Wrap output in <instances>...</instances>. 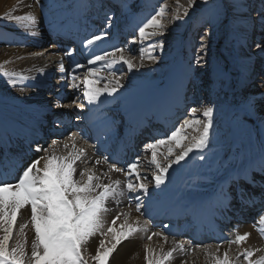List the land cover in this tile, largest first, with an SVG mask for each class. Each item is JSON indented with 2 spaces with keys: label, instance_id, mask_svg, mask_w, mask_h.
<instances>
[{
  "label": "bare ground",
  "instance_id": "1",
  "mask_svg": "<svg viewBox=\"0 0 264 264\" xmlns=\"http://www.w3.org/2000/svg\"><path fill=\"white\" fill-rule=\"evenodd\" d=\"M144 4L143 0H137L134 6L139 8L143 7L142 5ZM92 9L93 5L87 0H39V3H36L35 0H0V64H3L5 61H10V63L5 65V69L9 72L18 74L13 78L16 79V85L13 86L9 78L4 77L2 73H0V142L4 146L3 151L0 152V162L2 161L11 165L16 161L14 167L17 168H20L22 163H24L22 158L11 156L5 149L7 144L11 143L13 139L20 142L22 136L29 132V121L38 119L41 103L47 99L41 90V83H36V81L42 82L44 80L50 72L49 69L51 70L52 58L55 57L58 59L59 57L55 56L57 47L49 46L50 48H48L46 52L43 50L39 40L40 36L47 30H51L52 33L56 31L62 32L71 24H75L76 27L88 24L92 33H94L93 35L106 32L105 30H107L108 26L101 23L104 16L101 17L93 14ZM28 13H31L35 17L34 25H29L27 21L18 23L13 20L4 19L8 14L23 16ZM240 17L242 18L241 30H246L244 42L242 41L239 44L238 49V59L241 62L240 65L243 69L244 77L242 78L243 85L240 84L243 86L241 87L242 89H236V92H238L241 97L240 102L242 101L243 108H245L250 98H255V115L256 118L261 120L264 118V110H262L264 109V87L261 86L264 79H257L256 76L262 74L264 71V54L256 49L255 51L258 55L257 59H255L254 53L250 52L247 48L249 43L255 45L256 38L260 35V37H264V32L255 34V30L249 29L250 24H248L249 27L247 29V19L249 16L242 15ZM147 18L148 17H144V20H142L139 16H134L132 20L138 22L140 26H142ZM24 25L29 26L25 27ZM250 33L254 35L251 36L252 41L249 40ZM120 39L124 40L125 34H121ZM261 41H264V39ZM119 42L117 37L114 36V38L111 39V35L107 34L105 39L96 42L91 45V47L94 48L95 45H101V50L108 49L107 52H112L116 49V45ZM124 47H128L124 48L126 50L125 55H132V51L129 49L130 46L126 45ZM103 53L104 52H101V54ZM152 55H154V53H152ZM220 57L218 56V58H216L219 59ZM189 58H191V55H189ZM187 59L180 63L178 67L172 69L174 70L172 71L162 68L161 65L160 67L155 66V62L149 60L147 54H145L143 59L144 66L135 69V72H140V70L141 72L146 71L145 73L154 74L155 79L151 80V78L146 79V77H142L148 81L144 82L136 79L123 78L122 83L124 87L120 88L114 96H107V94L101 96V102L99 104L88 105L80 91L79 99L82 98L80 103H83L87 109L97 112H107V114L99 117L97 121L99 125L112 126L114 123L119 124V128L109 134L105 144L107 148L112 149L113 140L118 143L121 137L127 133L125 130L134 122L140 123L143 119H145V122H148V118L153 119L154 117L161 121H173V119L178 118V115H180L181 110H184V107H196L198 109L199 105L194 104L195 99H191L186 93L187 87H183V84L179 82L180 74L183 71H187L189 68ZM139 63L140 58L137 64ZM94 67L100 70L101 76H108L110 69L107 64L98 62L97 66L95 64ZM125 67L126 65L118 63L114 65L111 70L117 71V74L120 75L121 70L125 69ZM257 69H259V71H255ZM145 73L141 74L144 75ZM21 75L28 77V79H20ZM105 84H107V80H102L96 86L103 87ZM251 86L256 90L250 91L249 87ZM81 87H83V85H81ZM236 92L232 95L233 99ZM245 92L247 93V97H243ZM224 98L225 97L221 98V100L223 101ZM60 108L61 107H57V110H60ZM199 108L202 109V107ZM221 109L214 112V120L222 114ZM68 112L72 113L69 109ZM241 114H243V117H247L243 111H237L238 117H241ZM185 115L186 114H184V116ZM190 115L194 119L195 117L200 120H204L205 118L202 111L199 109L195 115L192 113H190ZM153 122H155V119H153ZM257 122L258 120H256V123ZM223 123H226L225 118L221 119L218 129L221 138L225 141L229 133L228 127L223 131ZM257 124H260V122ZM179 125L180 123L178 126ZM254 130L256 137L249 146L247 144L245 145L244 141L236 140L233 144L227 145L225 150L218 148V145L224 144H213V142V145H210L207 149L203 150V152L194 150L184 161H181L179 165H173V167L169 169L167 179L159 189L154 187V183L149 184V194L147 196H143L142 193L125 192L124 197L119 198V202L109 199L107 202L109 211L104 216L106 226L111 224L112 219H114L118 213L130 211V223L139 218L141 223L147 221L149 228L147 234L136 233L128 240H124L118 245L116 251L109 258V264H147L145 259V244L154 248L156 254H159L161 245H163L164 251H167L172 246L171 240L173 238L168 231V225L162 224L159 228H153V226L156 225L154 219L162 214H169L173 210V206H180L181 204L187 203V201L195 203L198 199H201V197H220L222 193H225L231 201L230 206L226 209L228 213H231L233 211V206L239 204L235 199V190L229 185L231 176L239 173L246 175L249 169H254L262 176L260 169L262 165H264V131L257 126L254 127ZM186 131L189 136V140L185 141L187 144L190 142L191 137L197 133H194L191 129ZM166 137L167 136L161 139ZM151 142L152 141L149 143ZM65 143L68 144V148L64 147ZM79 144L80 142L76 141V147L86 148L89 156H92L94 160L96 155L93 156L94 152L90 147L94 146V144L92 143L93 145H91V143L88 142L89 148H87L86 144H81V146ZM168 147L175 148V145L173 143L171 145L161 146L158 149L161 154L159 157L160 159H163V155L167 154ZM55 148L57 155H69L72 152V141L68 138L59 140ZM122 149L123 147H120L118 150H111L104 154L109 156L110 162L114 161L117 163L119 161L117 153ZM143 151L149 152V156L146 159L145 157L147 154L143 157V152L142 157L137 159L139 160V171L142 176L147 175L151 180V174L155 171L154 166L150 164L151 150H147L145 146ZM180 151V148H175V154H178ZM18 153L22 154L21 151L16 152L17 155ZM44 154L45 153H43V155ZM174 155L169 158L174 159ZM200 155H204L205 159H199ZM230 159L233 160L232 164L228 161ZM164 163H167V161H164ZM126 165H128V163L124 160L121 162L120 167L123 168ZM42 166L43 161L40 167ZM209 166H211V168H208ZM76 167V178H78L79 171L84 165L78 162ZM88 167L91 168L92 165L89 164ZM106 168V165H100L97 166V171H105ZM187 168L189 169L186 170ZM206 169L210 172L206 173ZM22 172L23 171H21V173ZM110 175L113 180L124 181L126 179L121 173L113 172ZM133 180L136 182L135 178H133ZM104 182L107 183L108 181L105 180ZM224 185L226 188H222ZM137 195H141L143 200V207L139 213L135 211L134 207L135 203L138 202L135 200V196ZM130 203L132 204V208H129ZM217 209L219 211L225 210V208L221 206V203L217 205ZM188 212L192 214L193 210ZM211 213H213V211L209 208L207 214ZM207 214L202 215L198 213L196 216L200 215L201 220L207 216ZM123 220V216H121L120 220H117L116 228L118 231L120 230V224ZM26 221H30V207L22 209L17 214V221L13 226V239L9 242L10 245L15 243L19 226ZM183 227L186 228L187 226L183 225ZM153 231H162L164 234L168 235V243H164L160 237H153V239L149 241L147 235H151ZM256 232V228L251 226L249 222H246L244 225L241 223L232 233V238L234 239L237 234L243 235L245 233H250V236L247 241L239 245L233 244L229 255L235 258V256L245 248H260L264 250V243ZM25 233L27 249L30 253L31 243L34 239V230L30 223L28 228L25 229ZM0 235H2V233H0ZM100 238L101 237L97 235L91 239L90 243L86 246L87 252L95 254ZM192 238L193 236L187 237V239ZM220 244H222L220 248V254L222 255L223 252L228 249V244L224 242ZM206 245L207 244H205V246ZM217 245V243L211 245L212 251L216 250ZM261 256H264V251L256 252L252 259L258 260ZM184 260H186L188 264H210V259L207 258L205 253L199 248L188 255L179 252L175 253L174 258L171 261H166L165 264H181ZM237 264H247V262L241 257L240 260L237 261Z\"/></svg>",
  "mask_w": 264,
  "mask_h": 264
},
{
  "label": "snow or ice",
  "instance_id": "2",
  "mask_svg": "<svg viewBox=\"0 0 264 264\" xmlns=\"http://www.w3.org/2000/svg\"><path fill=\"white\" fill-rule=\"evenodd\" d=\"M39 3V0H35ZM202 3L207 4L208 0H201ZM197 0H187V7L176 0V7L171 19H167V11L169 5L162 4L155 14L143 22L139 26V42L143 44L145 40H152L153 37H160L165 35V30L169 23H173L187 17L189 9L195 7ZM264 4V0H262ZM258 21H253L250 25L255 28L256 23H259L260 30L264 32V6L259 9L257 13ZM7 20H13L18 23L29 22V25H34L35 17L28 13L27 15H12L8 14L4 17ZM167 20V22H166ZM29 25H24L25 27ZM108 26H111L110 18ZM107 36L106 32L93 35L86 40L85 47L91 46L98 41H102ZM203 39V38H202ZM206 44H201V51L206 49ZM164 48V41L162 39L149 43L147 48L141 47L140 63L135 62L136 58L131 54L125 55L124 48H116L112 52L105 51L103 54H93L92 58L87 60L88 65H95L98 62H103L109 66L108 76H101L98 68L92 67L87 70L84 78L76 74V70L85 65L75 63L69 76H61V81L70 77L71 87L82 92L84 100L88 105L99 104L101 96H114L120 88L124 87L122 83L123 75H118L117 71L111 70L112 67L118 63L126 65L127 71L131 72L134 69L143 67V59L145 54L147 58L153 62L157 61L158 57L152 55L157 49L161 51ZM255 48L264 54V41H257ZM75 49H70L62 56H60L58 68L61 73L65 72L64 58H71ZM203 56L195 58V64L202 66ZM10 61H5L0 64V73L4 77H8L13 86L16 85V79H13L18 74L9 72L5 69V65ZM20 79H28V77L20 76ZM107 80V84L103 87L96 86L100 81ZM191 84L195 89L201 86L195 80L192 74L186 78L183 87ZM83 85V87H81ZM261 86L264 87V81ZM76 99H79L77 97ZM75 103V101H74ZM57 107H64L63 104L56 102ZM78 109H83V103L76 104ZM205 120L200 119H185L182 124L171 131L170 135L164 139H157L154 142L146 145L147 150H151L150 164L154 166L155 171L151 174V180L147 175L142 176L139 171V160L130 163L126 168L117 167L116 162H110L108 155L101 154L89 156L88 151L84 147H76V139L78 133H71L68 137L72 141V152L69 155H57L55 146L59 141H53L52 144L45 148L38 142L33 141L32 150L44 155H39L33 160L28 167L23 171L20 178L15 182H8L2 175H0V264H109V258L116 251L118 245L124 240H128L136 233L149 232L148 222L141 223L137 218L130 223V211L118 213L111 224L106 226L104 216L109 211L107 202L109 199L119 202V198L124 197L125 192L128 193H142L143 196L149 194V184L154 183V187L159 189L167 179L169 169L173 165H179L184 161L194 150H203L209 147L210 134L213 129V114L214 107L206 106L202 109ZM255 98L250 100L245 105V114L253 116L255 114ZM264 110V109H262ZM198 109L193 107L190 112L195 115ZM62 121H54V126L59 127ZM260 125L264 128V118L260 120ZM188 129H191L196 135H193L189 143L187 135ZM87 144V141H84ZM175 145V148H180L181 151L175 154L174 147L167 148V154L160 159L158 149L161 146ZM68 148V144H64ZM94 147V146H93ZM175 154V155H174ZM95 154H93L94 156ZM174 155V159H170ZM199 159H205L204 155H200ZM43 161V166L40 167ZM167 161V163H164ZM84 165L79 171L77 177V163ZM91 164L92 167H88ZM106 165L105 171H97V166ZM121 173L125 176V180H113L111 173ZM261 175L264 176V165L260 169ZM133 175L135 181L133 180ZM245 178L254 186L256 181L252 180L250 175L246 174ZM108 182L105 183L104 181ZM264 187V185H261ZM239 198L243 203H254L252 197L245 199L246 194L241 190ZM135 211L140 212L143 207V200L141 195L135 196ZM230 199L227 194L222 193L221 206L228 208L230 206ZM26 207H30V221L19 226L17 238L14 244L10 245L13 239V226L17 221V214ZM132 208V204H129ZM121 216L124 217L120 224V230L116 228L117 220ZM259 224L264 225V214L259 216ZM29 223L34 230V239L31 243V251L27 249V239L25 229L28 228ZM264 234V228L260 229ZM101 238L95 250V254L87 252L86 246L91 239L96 236ZM250 233L243 235L237 234L234 239L226 238L224 243L228 244V249L220 254L222 244L216 246V250L212 251L211 245H200L185 247L183 241H177L174 237L171 240L172 246L164 251L163 245L160 246L159 254H156L154 248L145 244L146 261L147 264H165L166 261H171L175 253H183L188 255L195 252L198 248L202 250L206 257L210 259V264H237V261L242 257L247 264H264V256L258 260H253L252 257L256 252L264 251L260 248L248 249L245 248L240 251L235 258L229 255L231 246L233 244L239 245L247 241ZM110 237V238H109ZM153 237H160L164 243H168L169 236L162 231H153L151 235H147V239L151 241ZM181 264H188L186 260Z\"/></svg>",
  "mask_w": 264,
  "mask_h": 264
},
{
  "label": "rangeland",
  "instance_id": "3",
  "mask_svg": "<svg viewBox=\"0 0 264 264\" xmlns=\"http://www.w3.org/2000/svg\"><path fill=\"white\" fill-rule=\"evenodd\" d=\"M110 1L114 2L115 0ZM136 1L137 0H124L120 6V10L115 11L112 14L110 22L115 25L120 33H129L128 28L131 24L130 16L138 12V9H142L145 6L144 4L142 5L143 7H135L134 4ZM143 1L147 4V9H153L151 11V15L158 11L159 8L158 6H155L157 5V3H154L155 0ZM156 1L160 6L164 3L169 5L167 19H171L176 7V0ZM91 2L96 3L97 5L100 3L103 4V0H91ZM180 3L187 7V0H180ZM262 6H264V4H262V0H208L207 4L202 3L201 0H197L196 6L189 9V15L187 17H183L182 19L167 25L164 36L153 37L152 40H146L143 44H141L138 38L139 35L134 36L133 33L131 40L127 41V45L130 46L129 49L132 51V56L136 58V63H138L140 58L139 49L141 47L147 48L149 43L160 39L164 41V48L162 51L157 49V51L154 52V55L158 57L157 61L154 63L155 66L160 67L161 65V67L166 70H172L178 67L181 61L188 58L189 68L186 71L187 77L189 74H192L195 80L201 85L194 89L192 85L189 84V96L199 102L201 100L202 104L199 107L203 108L206 106H212L215 109L214 112L222 108V114L215 120L213 119V130L216 133L214 136L210 135V142H213V144H224L218 145V148H221V150H225L227 145L233 144L236 140L244 141L245 145H251L253 139L256 137L254 130V127L256 126L264 131V128H262L260 124H257L260 120L256 118L255 114L251 117H248V115H246L247 117H243V114H241V117H238L237 111H243L245 114V108H243L242 101L240 102L239 107V105L234 104L232 98V92L236 88L238 89V87H241L239 85L243 83L242 78L244 77L243 69L240 65L241 62L238 59V49L239 44L242 41L244 42L246 30H241L242 18L240 16H249L247 19L248 29V24L251 25L253 21H258L259 16L257 13ZM142 10L144 12V17H146L149 10ZM140 18L143 19V17ZM253 30H255V34H259L260 32L262 33L259 23H256V27ZM134 32H138V28ZM260 36L256 38V42L264 39V37ZM202 43L207 45L206 49L203 51H201ZM247 49L254 53L255 59H257L258 54H256L255 45L249 43ZM189 55H191V58H189ZM197 56H203L204 59L202 66L195 64V58ZM218 56L221 57L217 59ZM124 70L126 72L124 71L123 73H120V75H123L124 79H136L144 82L148 81L142 77H146V79L151 78V80L155 79L154 74L145 73L146 71L141 72L140 70V72H135L136 70L134 69L133 71L128 72L127 67H125ZM255 71H259V69ZM141 73L145 74L142 75ZM256 77L257 79H264V71ZM254 89L255 88L252 86L249 87L250 91ZM223 97L225 98L222 101L221 98ZM243 97H247L246 92ZM199 107L198 109H201ZM224 118L226 123H223L222 127L223 131L226 130V127H228V140L219 141L217 128H219L218 126L221 119ZM195 119L198 118L195 117ZM205 119L206 118H204V120ZM256 120H258L257 123ZM213 144L211 143L209 146ZM223 146H225V149L222 148ZM146 154L147 156L145 157ZM148 156L149 152H144L143 157L147 159Z\"/></svg>",
  "mask_w": 264,
  "mask_h": 264
}]
</instances>
